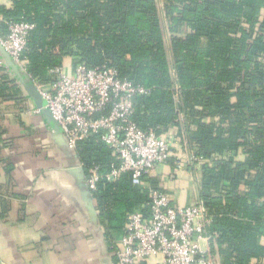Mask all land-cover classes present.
I'll return each instance as SVG.
<instances>
[{
	"label": "trees",
	"instance_id": "trees-1",
	"mask_svg": "<svg viewBox=\"0 0 264 264\" xmlns=\"http://www.w3.org/2000/svg\"><path fill=\"white\" fill-rule=\"evenodd\" d=\"M0 12L34 24L24 54L34 82H52L50 69L70 56L143 86L132 118L188 139L221 264H264V0H0ZM7 90L18 85L6 76L0 94L11 97ZM77 152L87 173L119 164L99 135ZM93 196L122 228L148 186L126 172L101 179Z\"/></svg>",
	"mask_w": 264,
	"mask_h": 264
},
{
	"label": "crops",
	"instance_id": "crops-1",
	"mask_svg": "<svg viewBox=\"0 0 264 264\" xmlns=\"http://www.w3.org/2000/svg\"><path fill=\"white\" fill-rule=\"evenodd\" d=\"M62 66L71 71L72 58L66 56ZM6 76L18 91L7 90L11 97L0 94V260L5 264H116L127 219L122 228H112L104 220L87 187V171L77 149H70L66 137L54 131V123L36 107L0 49V82ZM172 171L170 163L158 165L144 177L145 185L134 183L164 189L177 206L197 201L200 172L196 166L190 164L175 179Z\"/></svg>",
	"mask_w": 264,
	"mask_h": 264
},
{
	"label": "built area",
	"instance_id": "built-area-1",
	"mask_svg": "<svg viewBox=\"0 0 264 264\" xmlns=\"http://www.w3.org/2000/svg\"><path fill=\"white\" fill-rule=\"evenodd\" d=\"M33 28V23L8 20L0 12V43L26 72L24 54ZM50 73L52 82L34 83L69 146L77 149L82 139L99 135L119 159V164L104 174L98 165L91 167L87 179L90 191L97 189L101 179L113 182L126 172L145 185L144 177L158 165L172 164L173 179L190 164L195 165L198 158L187 138L180 139L175 132L165 136L146 131L132 118L133 98L146 89L120 78L114 67L79 63L71 71L58 65ZM212 222L201 200L177 206L171 194L149 186L148 201L127 215L116 264H221L209 230Z\"/></svg>",
	"mask_w": 264,
	"mask_h": 264
},
{
	"label": "water",
	"instance_id": "water-1",
	"mask_svg": "<svg viewBox=\"0 0 264 264\" xmlns=\"http://www.w3.org/2000/svg\"><path fill=\"white\" fill-rule=\"evenodd\" d=\"M0 49L1 51L5 54V56L9 59V62L11 64V66L13 67V69L15 70V72L20 76V82L23 85L26 93L32 98V100L34 101L35 105L37 108H39L43 113H45L50 119L51 121L54 123V131L55 132H59L61 134H63L65 136V134L63 133L61 126L59 125V123L55 120V118L53 117L50 109L47 107V102L46 100L42 97L39 89L37 88L36 84L26 75V74H22L21 70L18 68L17 64L15 63V61L12 59V57L9 55V53H7L4 49V47L1 45L0 43ZM66 137V136H65ZM67 140V144L68 147L72 150H76L74 148H71L69 146L68 143V139L66 137ZM89 174L86 172V178L88 179ZM0 264H5L0 260Z\"/></svg>",
	"mask_w": 264,
	"mask_h": 264
}]
</instances>
